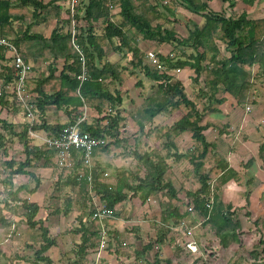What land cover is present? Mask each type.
<instances>
[{"label": "trees", "instance_id": "trees-1", "mask_svg": "<svg viewBox=\"0 0 264 264\" xmlns=\"http://www.w3.org/2000/svg\"><path fill=\"white\" fill-rule=\"evenodd\" d=\"M58 1L62 0H0V35L10 37L25 60L62 59L64 63L59 74H55L51 68L47 74L41 71L34 75L30 74L26 79L27 88L34 95L32 102L36 109L44 112L46 105H55L63 108L68 115L65 123H51L42 117L41 121L31 126L25 121L13 123L0 119V149L6 152V142L13 136L22 145L24 156L18 161L10 158L3 161V165L0 166L2 168L0 176H8L1 179L4 182L3 190L9 200L14 202L11 207L7 199L3 205L6 210H12L19 219L23 217L28 228L36 226L42 239L39 247L34 250L32 260H27L25 254L17 253L13 258L18 262L14 264L27 262L51 264L52 259L45 252L56 243L55 238L48 236V228L43 224L42 218L37 216L40 205L28 198L38 189L41 181L31 168L57 167L54 150L44 144L32 143L29 128L56 134L63 126L73 123L80 113V107L86 105L95 111V115H90L88 120L82 122L81 128L107 141L93 147L91 157L94 159L102 153H107L111 145L120 146L125 139L121 135V117L116 109L121 104L122 97L118 92H111L105 80L108 78L119 80L120 72L124 71L129 74L143 72L156 84L154 94L146 98L143 120L138 122L140 131H144L145 120L152 122L161 111L180 105H183L185 110L171 125L160 122L150 125L145 131L148 139L161 141L159 151L139 152L136 148L132 149L137 165L140 164L147 170L144 177H138L137 171L131 167L102 165L98 160L92 161L91 190L114 215L106 218L104 223L108 225L116 222L115 216L119 214L116 205L126 201L130 196H138L142 202H146L155 194L162 192L167 198L159 200L158 219L162 226L161 231L155 241L148 240L141 251L135 252L136 257L151 250L154 243L162 244L165 235L170 231L169 227L185 219L189 212L182 211L172 202V199L176 198L177 189L166 176L169 168L167 160L172 159L177 163H183L186 172L196 177L198 187L186 193L192 198V207L202 216L201 223L209 224L220 244L226 247L238 234L239 221L216 194L210 200L208 196L210 181L211 179L217 181L218 188L229 178L237 180L238 173L229 167L215 142L207 139L204 130L208 124L202 123L205 107L201 108L190 98L186 86L181 80L175 79L172 72L183 67L190 68L193 72L191 80L199 84L197 96L200 98L205 96L217 102L216 94L223 92L231 95L238 105L248 106L255 103L256 84L253 78L257 75L264 77V16L249 18L243 9L237 15L228 14L225 7L220 10L209 7L210 0H79L76 4V19L80 22L79 42L86 54L90 77L80 84L78 94L79 82L76 73L79 72L80 62L72 54L69 33H62L54 28L46 36L30 30L31 23L44 20L48 12L53 11L57 17L60 16L61 6L57 4ZM220 1L222 5L226 2L233 4L232 0ZM241 1L248 5L255 2ZM115 5L119 7L117 21L112 19L114 14L111 13ZM176 5L199 15L203 22L199 24L193 21L191 26L185 24V33H179L174 26ZM100 17L104 21L103 30L100 35H95L92 33V21ZM26 18L30 22L24 30L16 32L14 22L24 21ZM83 26H86L85 34ZM113 38L118 39L114 48L120 52L126 51L121 59L127 56V52L130 53L125 65L120 64L121 59L117 63L100 62L106 52L103 45L112 42ZM144 39L172 46L171 51L165 55L156 53L163 65L162 69L147 63L146 53L142 52L138 45L140 40ZM222 49L227 53L223 54ZM0 62L2 63L0 77L6 82H11L14 77L13 71L7 64L8 58L2 47ZM253 65L258 66L255 77L252 76L250 69ZM0 102H3L2 95ZM182 132H190L193 141L184 151H179L173 139ZM5 134L12 136L6 138ZM263 151L264 142L259 148V155L264 161ZM252 160L250 158L242 165L246 167ZM81 164L82 150L73 148L71 166L65 167L70 169L69 174L66 177H58L54 182L58 191L62 185H69L78 192V199L68 195L64 206L57 210L65 215L77 205L79 212L76 219L80 225L74 227V230L80 231V242L75 244L73 250L77 255L76 262L85 264L86 250L97 238L98 233H101L103 223L97 218L90 219L93 209L89 204L88 170L84 169L80 174ZM18 174L28 175L34 182L33 185L25 182L15 185L12 177ZM19 208L22 209L21 216L18 215ZM0 209L5 211L3 207ZM0 223L10 227L12 222L10 217L1 213ZM113 236V240L118 244L116 231L113 232ZM259 243L263 245L264 252V239H260ZM3 264L12 263L7 261ZM153 264L171 262L169 259L162 262L156 257Z\"/></svg>", "mask_w": 264, "mask_h": 264}, {"label": "crops", "instance_id": "crops-1", "mask_svg": "<svg viewBox=\"0 0 264 264\" xmlns=\"http://www.w3.org/2000/svg\"><path fill=\"white\" fill-rule=\"evenodd\" d=\"M257 1L258 3H256L255 0V2L252 5H248L244 3L245 7L243 8V10L247 12V16L249 18H258L264 16L263 8L262 7H259L260 9L256 8L257 5L259 4L262 5V2L264 0H257ZM57 4L61 6L59 17H57L53 13V11L48 12L44 20L31 23L30 30L34 32L43 33L46 36H48L54 28L59 29L60 32L62 33L67 32L69 25L67 1L66 0L58 1ZM224 4L225 5L222 6L226 7L227 6L226 4H228V2ZM252 6L254 7L256 6V7L254 8ZM181 8L183 11H181L180 9H176V10L177 11L179 10L178 12L181 11L182 13H184L186 18H191L192 20L196 21V19H194L192 16L189 15V13L192 12L188 11L183 7ZM118 9H119L118 5H115L111 11V13L114 14V16L112 17L114 21H117L115 17L118 18L119 20ZM193 14L197 15L195 13ZM24 21H26V24L24 23ZM24 21H15L16 24L20 26L23 25V29H19L18 25H15L16 27L14 26V28L16 32L24 30L26 25L30 22L28 18H26V20ZM103 26H104V21L101 17L98 18V20L92 21V33L95 35H100L102 33ZM83 28L85 34L86 26L85 27L83 26ZM79 33H80V28H79ZM117 41H118L117 38H113L112 42H107L103 45V48L106 52L105 55L100 60V62L108 61L110 63H117L118 60L122 58V55L126 51L121 50L120 52L114 48L117 44ZM138 45L142 52L151 50L158 54H163V55L169 53V52H165L167 47L172 48V46L169 44H159L154 40H147V39L140 40ZM126 55H127L126 57L121 59L122 60L120 63L121 65H125L127 60L129 59L130 53L127 52ZM28 61L32 64L31 75H34L41 71L47 74L51 68L54 69L55 74H59V72L62 70L64 65L62 59H55V60L51 59L44 61L41 59L38 60L29 59ZM1 64L2 63L0 62V66ZM250 69L253 76L255 72L258 70V66L253 65L250 67ZM190 70L191 69L188 67H183V68H179L177 73H174L176 70H174V72L172 73L174 76H177V79L181 80L185 86H187L186 85L187 80L189 79L190 82L192 81L191 78L189 77ZM124 72L126 74H123ZM124 72L123 73L120 72L119 80L112 79L113 80L112 81L109 78L105 80L107 81L108 88L111 92H118L120 94V96L122 97V103L124 102L123 101L124 94L126 95L127 99L139 97L140 90L144 89L143 86L146 88L147 84L149 83L150 85L155 84L143 72H136L134 74L133 73L129 74L126 71ZM253 77H255V75ZM253 80L256 84L255 103L249 104L248 105L249 109H246V106L238 105L231 95L223 92H218L215 96L216 98L218 97L224 98L222 99V102L217 101V106L215 104L216 102L215 100H214L215 102H213V100H209L205 96L202 98L199 97V99H201L200 101L201 105L199 106L201 108L205 107L203 110L204 117L202 123L208 124V127L204 130L207 139L215 142L218 149L225 156L229 167L233 168L238 173L237 180H235L234 178H229L224 183L220 184L221 187L219 190H222L223 192L221 201L223 202L224 206L229 207V210L233 211L234 218L239 221V228L237 230L238 234L235 236L233 240L229 241L226 247L223 248L232 249L240 245V247H238V249H240L238 250L239 253L242 252L243 250L244 252L248 250V253L254 250L253 253H260V255H258L257 258L255 257L251 260H254V264H264V252L262 251L263 245L262 244L260 245L259 243L260 239H264V161L262 157H260L259 155L260 145L264 142V77H260L259 75H257V77L253 78ZM111 81L112 82L116 81L115 82L116 85L112 88L111 86L113 84H111L112 83ZM138 81L139 83H137ZM138 87H142V88H138ZM10 88H11L10 82H6L3 77H0V95H2L4 99L3 102H0V119L2 118L8 122H13V123L24 122V117L21 109L12 102ZM155 89H156V84H155ZM154 91L151 92L149 95H147V97L152 96L154 94ZM146 98L144 97L143 105L141 107L132 104L131 107H129L126 110H123V112L132 113V112L142 111L143 113L144 110L143 108L145 105ZM86 110L88 114L86 120H88V117L90 115L91 116L95 115V111L93 109H89L87 107ZM168 110L161 111L153 118L152 122H148V125H154L160 123L161 121L155 122L154 120L157 117L161 118L165 116L166 113H169ZM41 116L47 118L51 123H57V122L65 123L68 120V115L65 113L64 109L58 108L55 105H46L44 112H41ZM178 118H176L175 120H177ZM174 121L169 123L163 121L161 123L166 125H171ZM39 133L42 135L43 131H39ZM184 133L185 132L175 135L173 139L179 151H181L180 145L183 141L182 136ZM11 136L10 134H5L6 138H10ZM11 138L9 139V142H6V144L11 143L12 141L13 143L15 142L20 144L16 137L12 136ZM31 141L32 143L37 142V144H40L41 142L40 139L38 138H35V140L31 139ZM147 141H148L147 145L149 146H151L152 144H154L155 146L161 144V141H154L148 138ZM155 142H157V144ZM116 147L119 146L111 145L110 150L107 153H102L94 157V159L92 158V161L98 160L102 165L108 164L113 166V164H110L111 153L117 149ZM6 148H7L6 152L2 151V154L0 155V159L2 158L3 161H7L10 158L16 159L15 158L16 155L11 154L9 151L10 149L8 147ZM150 150L152 151L149 152L154 151L152 146ZM15 152L16 151H14V153ZM250 158L253 159L252 163L244 167L242 164L245 163ZM31 170L35 171V173L38 175L41 181L38 189L35 192L31 193L28 196V198L30 200L36 201L40 205L37 216L38 218H42L43 224L48 228V236L55 238V242H56L55 245H52L50 248H48L45 254L51 257L52 259L51 264H78L76 262L77 255L75 254L76 252L73 250V248L75 247L76 243L80 242V231L74 230V227L80 225L79 221L75 218V220L73 219L74 222L71 223L70 221L67 220L66 216L62 217L61 216L62 214H58L57 216L58 218H56L55 215H51V210H54L53 208H51V205L49 204L48 206L44 204L42 205L38 201L40 194L43 193V191L41 193L40 187H43L44 184H47V182L50 179H53L55 181L58 177L63 176L61 175V170L59 171V168H57L56 166L54 167L38 166L31 168ZM23 175L25 174H18V176H23ZM26 176L28 177V175ZM166 176H169V173L166 174ZM15 179H16L15 176H13L12 180L13 182L16 183L17 179L16 180ZM42 180L44 183H42ZM23 182L28 183L30 185H33L34 183L33 181H31V178L29 177L26 178V180L18 181V184ZM0 186H2V188L4 189V182L0 181ZM64 187L66 188V185ZM52 191L53 188L51 189L50 192ZM65 191H67V188ZM69 196H72V194ZM150 200L151 198L148 199V201H146L145 204L149 203ZM57 208L60 209L61 205H57ZM75 209L78 210L77 207ZM15 217L16 215L14 214L10 215V219L12 222L10 227L2 224L0 225V256L3 255V253L9 252L5 247L6 245H8L7 241L12 242L14 239H16L15 235H18V232L15 231V229L17 227L16 222L19 221V219ZM115 221L116 222L114 224H108V225L105 224L108 234L107 236L108 241L105 247H100L101 233H98L97 238L94 241H92V245L87 248L86 250L87 257L85 260V264H91L94 261L96 262V264H115L116 262L121 260L122 254L126 255V257L128 258L129 255L128 253H122L123 252L122 250L125 249L124 245L127 236L123 234L124 229L120 221L118 222L117 220ZM201 222H202L201 220H198L193 224H191L193 226V232L195 231L196 228H198ZM102 227L103 225H101V228ZM114 231L117 232L118 244H116L115 241L113 240ZM21 232L25 234V238H23L22 244L24 243L31 244L32 246H27L24 244L25 246L28 247V249L31 250V252L22 251V249H18L17 247L16 253H21V254L30 253L31 255V253H34V250L37 249L41 243L42 239H41L40 231L36 226L34 228H28L27 225L25 224L23 225V228H21ZM175 234L178 233L175 232ZM28 235L30 237H34L35 241L38 238L36 243H33L31 238H27ZM169 238L172 239V237ZM163 243L160 244L162 245V251L164 250L163 247L164 248L166 247L165 246L166 244ZM68 253L71 254L73 253V254L70 257L68 256ZM113 255H114V259H112ZM32 258L33 256L30 259L28 258L27 260H32ZM135 259H136V254H135ZM0 264L2 263L0 262ZM27 264H31V263L27 262ZM39 264H43V263L39 262Z\"/></svg>", "mask_w": 264, "mask_h": 264}, {"label": "rangeland", "instance_id": "rangeland-1", "mask_svg": "<svg viewBox=\"0 0 264 264\" xmlns=\"http://www.w3.org/2000/svg\"><path fill=\"white\" fill-rule=\"evenodd\" d=\"M233 4H226L227 8L225 7V10L228 14L232 15H237L238 13L241 12V10L245 7L244 3L241 0H232ZM209 7H213L214 9L220 10L223 6L220 0H210ZM256 3L258 1L256 0ZM225 5V4H223ZM222 6V7H221ZM254 7V6H252ZM256 7V6H255ZM254 7V8H255ZM259 7L263 8V13H264V1L262 2V5L259 4L257 5L256 8L260 9ZM113 9V7H112ZM176 9H180L181 11L182 8L178 5H176ZM176 11V16L174 26L176 30L180 33H185V24H188L189 26L192 25V22L195 20H192L191 18H186L184 13L181 11L178 12ZM262 11V10H261ZM190 16H192L196 21L201 24L203 20L201 17L198 15H194L193 13H189ZM115 19L118 20V18L115 17ZM26 20V19H25ZM15 23V22H14ZM26 24V21H24ZM18 25V24H14ZM16 27V26H15ZM19 29H23V25L20 26L18 25ZM18 29V28H17ZM171 47H167L165 52H170ZM222 53L226 54L227 52L222 49ZM174 72V71H173ZM178 70L174 73H177ZM123 73V72H122ZM123 74H126L125 72ZM189 77L191 78L193 76L192 70L189 71ZM175 79H177V76H174ZM113 81V80H112ZM111 81V82H112ZM110 82V83H111ZM116 81L112 82L113 84L111 86L114 87ZM186 90L190 98L194 99L198 105L200 104L201 99L197 96L199 84L191 81L188 79L186 82ZM142 88V87H138ZM143 90H140L139 97H134V98H126V95L124 94V99L123 103L118 106L116 111L120 113L121 117V134L124 137L125 141L124 143L120 144L121 146L116 147L117 149L111 153V163L113 166H119V165H124L126 167H131L132 169H135L137 171L138 177H144L147 173V170L145 169L144 166L136 163V159L133 157L132 149L136 148L139 152H148L152 151L150 150L151 146L153 148V152H157L160 150L161 144H158L155 146L152 144L151 146L147 145V137L145 136V131L147 128L150 126L148 125L149 120H145L144 123V131L139 130V125L138 122L143 120L142 117V111L138 112H123V110L128 109L131 107V105H138V107H141L143 105V100L144 97L146 98L147 95H149L151 92L154 91L155 89V84L150 85L147 84L146 88L143 86ZM139 90V89H138ZM219 102H222V99L224 98H216ZM2 100L4 101L3 97ZM215 102V101H213ZM212 102V103H213ZM217 106V102H215ZM220 105V104H219ZM124 106V107H123ZM185 110V107L183 105H180L175 108H169L168 112L166 113L165 116L163 117H157L154 121L156 122H172L176 118L180 117L183 111ZM36 120L35 123L39 122L42 120L41 112L39 109L36 111ZM2 119V118H1ZM182 143L180 145L181 151H184L188 146L191 145V142L193 141L190 132H185L182 136ZM35 140V139H34ZM37 144V142H34ZM157 144V142H155ZM10 150V153L13 155H16V160L22 159L24 156L21 154L22 153V145L18 143H13V141L9 144H6ZM14 151H16L14 153ZM2 154V150L0 149V155ZM20 157V159H19ZM167 162L169 163L168 165V170L167 172L169 173V176H167L172 183L175 185L177 189V195L176 198L172 199V202H174L182 211H188V206L191 205L193 206L192 203V198L187 195V191H194L199 183L194 177L193 174H188L186 172V168L183 163H177L173 161L172 159H168ZM3 165V159H0V166ZM57 168H59L57 166ZM60 169L61 170V175L62 177H66L69 174L70 169L65 168ZM2 173V168H0V174ZM59 173V172H58ZM109 173H111V170H109ZM8 176H0V181L3 178H7ZM16 183L15 185L18 184V181L21 180H26L28 178L26 175L23 176H15ZM143 179V178H142ZM145 179V178H144ZM42 183L43 180H42ZM210 192L208 196H210V200L213 199L214 195L216 194L218 198L221 201V198L223 196L222 190H219L221 186L217 188V181L211 179L210 181ZM65 185H62L61 190H57L55 187V182L53 179H50L47 184H44L43 187H40L41 193L39 196V202L43 205H51V208L54 210H51V215H55L56 218H58V214H62L61 216H66L67 220L70 221L71 223L74 222L75 218H77V214L79 210H76L75 208L77 205H74L67 214L64 215V213L60 212L57 210V205H63L64 202L67 198L68 195H71L74 197V199H78L79 195L76 192V190H73L71 186L66 185V188L64 187ZM53 188V191L51 189ZM2 186H0V207H3L5 209L4 201H8L9 205L12 207L14 202L12 200H9L7 197V194L5 193L4 190H2ZM71 193V194H70ZM165 193V192H164ZM94 194V193H93ZM90 195V194H89ZM167 198L165 195H163L162 192H159L155 194L149 203L145 204V202H142L138 196H130L126 201H123L120 204L116 205V209L118 210V215L116 220L117 222L120 221V223L123 225L125 236H127L126 241H125V249H123L122 253H128V258L126 255L122 254L121 255V260L116 262L115 264H146V262H149L150 264L154 263L155 258L157 257L159 260L164 262L166 259H169L171 264H201L204 262L205 264H254V260H251L253 258H257L260 253H248V250L244 252L239 253L238 247L236 246L232 249H224L223 246L220 244L218 237L216 236L214 230H212L209 227V224H205L204 222L201 223L198 228L195 229L193 232L192 236L188 235L184 229L181 228H174L171 225L169 227V232L165 235V241L163 244H166L165 248L163 247L162 251V245L154 243L153 247L151 250L144 252L142 256H138L135 259V252L136 251H141L142 246L148 241L152 240L155 241L157 234L161 231V224L158 219L160 207H159V200ZM95 201H99L98 196L95 194ZM148 201V200H147ZM90 202V203H89ZM89 204H91V209H93L94 205L91 201V196L89 198ZM3 205V206H2ZM9 206V207H10ZM62 206V207H63ZM78 209V208H77ZM0 209V214L2 213L4 216L7 215V217H10V215L14 214L12 210H6L3 211ZM18 212L21 216L22 209L19 208ZM12 213V214H11ZM242 214V213H241ZM9 215V216H8ZM14 217V216H13ZM15 218H18L17 216ZM19 219V218H18ZM74 219V220H73ZM195 219L201 220L202 216L196 211L195 208L192 207V210L188 212V214L185 217V220L188 221V224H193ZM105 220V219H104ZM24 218H20L19 221L16 223V229L15 231L18 232V235H15V238L12 242L7 241L8 245H6V249L9 251L8 253H3V255L0 256V262L7 263H17L18 260L13 258L15 257L17 247L18 249H22V251H27L31 252L30 249H28L27 246L28 244H22L23 238H25V234L21 232V228H23V225H25ZM103 226L106 227L104 221H102ZM1 225V223H0ZM69 225V224H67ZM12 228V227H11ZM23 230V229H22ZM177 232L178 234H175ZM25 233V232H24ZM169 237H172L170 239ZM27 238H31L33 243H36L34 237H30L29 235ZM194 240L195 244L197 245V250L195 253H192L191 250L187 247L186 243L188 240ZM19 240V241H18ZM235 246V245H234ZM129 250V251H128ZM237 250V251H236ZM254 251V250H253ZM73 254V253H72ZM71 253H68V256H72ZM29 259L33 256V253H26L25 254ZM112 259H114V255L112 256Z\"/></svg>", "mask_w": 264, "mask_h": 264}, {"label": "built area", "instance_id": "built-area-1", "mask_svg": "<svg viewBox=\"0 0 264 264\" xmlns=\"http://www.w3.org/2000/svg\"><path fill=\"white\" fill-rule=\"evenodd\" d=\"M78 1L79 0H67L69 20L67 32L69 33L72 54L80 62L79 72L76 73V78L79 82L77 92L79 94L80 84L90 76L87 71L86 54L79 42L80 22L76 19V4ZM0 47L3 48V51L8 58L7 64L13 71L14 77L10 82L12 101L19 106L23 113L24 121L31 126L35 123L37 109L32 102V97H34V95L28 90L26 79L31 74L32 64L19 54L16 45L11 41L10 37L0 35ZM145 53L148 63L156 68H163L156 52L148 50ZM80 97L82 98L81 95ZM80 108L81 113L77 116L75 121L63 126V128L56 134H48L44 132L41 135L39 131L31 130L30 128L28 133L32 139L38 138L41 141L40 144H44L46 147L54 150L55 162L59 168L71 166V151L73 148L82 150V164L79 173L82 174L84 169L88 170L87 179L89 183V194L94 205L90 219L97 218L102 222L106 218L114 217V215L112 210L107 207L104 202L95 201V194H93V191L91 190V168L93 167L91 151L93 147L105 144L107 141L104 138L95 137L81 128V124L87 119L88 114L86 105H83ZM246 109H249V106H246ZM187 209L190 211L192 206L189 205ZM173 227L184 229V231L190 236L193 234V226L188 224V221L185 219L181 220ZM107 236V228L103 226L101 230L100 247H105L107 245ZM186 245L191 252H196L197 245L193 239L188 240ZM91 264H96V262L94 261Z\"/></svg>", "mask_w": 264, "mask_h": 264}]
</instances>
